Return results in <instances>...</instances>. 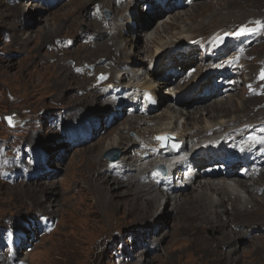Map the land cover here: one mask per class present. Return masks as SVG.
<instances>
[{
  "label": "rangeland",
  "instance_id": "374dc122",
  "mask_svg": "<svg viewBox=\"0 0 264 264\" xmlns=\"http://www.w3.org/2000/svg\"><path fill=\"white\" fill-rule=\"evenodd\" d=\"M70 1H65L67 4L64 2L56 7L49 8L37 2L39 6L31 0H0V163L4 161L9 163L11 167L16 168L19 158L23 155H25L24 161H27L29 142H32L34 146L41 144L46 146L47 153H43H46L47 156L57 148L56 146H59V141L57 140L62 136L56 129L49 128L50 126H47L46 123L50 117L49 112L54 115L59 111V113L65 114L70 109V118L72 112L77 113L78 110H81V119L89 110L108 108L112 102L113 93L110 92L111 89L104 91L109 92L106 94L107 97H105L108 103L103 105L96 103L92 107L86 106L83 108L84 104L80 103L81 101L77 97H87L83 93V91L86 92L83 87L88 90L94 85L95 81H103L104 70L108 69V71H111L113 78L116 71L114 64L117 66L116 59L120 58V56H125L127 52L122 54L120 51H115L119 47L113 41V37L108 38V35L97 31L95 34L98 36V40L85 44L82 39H88L90 34L86 36L83 33L88 30L90 20L94 19L92 18L93 15H89L88 12L90 10L93 12L96 8L91 9L90 7L88 11H84L81 10L82 0ZM144 1L142 0L137 6L135 5V8L141 13H145L142 9L145 8L142 5ZM197 2L200 4L197 7H186L180 10L188 14L194 13L197 15L196 18L187 22L188 24H180L179 27L176 25L173 27L169 26L168 31H179L184 28L185 33L192 34L189 37L193 40L202 35L210 36L225 27L236 31L243 24L257 27L251 22H264V0H197ZM206 4H208L209 10L203 13V6L206 7ZM127 6H125V10ZM68 8L72 11L65 17L63 12ZM102 8L107 9L108 7L103 6L100 8L99 6L97 12ZM110 10L112 11L113 9ZM172 12L174 11L165 12L158 17L154 15H144V18H142V15L140 17L139 24L135 27V32L130 34L134 37L138 46L135 50H132L131 47L127 50L129 52L127 59H129L130 64L133 61H139V67H144L148 64L151 58L141 54L145 60L142 61L141 58H138V51L143 50L147 46L145 45L147 34L154 32L163 19L167 20L170 15H175L179 10ZM113 14L112 22L119 23L117 17L115 18V12ZM54 15H57V17L60 15L56 23L53 19H50ZM66 18H70V21H64ZM200 22L205 23L198 29L196 27ZM113 23H110V25H113ZM56 24H61L62 27L58 36L53 37V42H50L52 39L49 40L44 35H40V38H38L42 28L49 29L50 26L53 28ZM190 27H192L191 30ZM93 30H90V32L94 34ZM55 31L52 30L51 32ZM140 35L144 36L143 39H140ZM166 35L165 33L163 34L164 37ZM127 36L129 35L123 37ZM27 37H30V41L26 40ZM68 37L75 40L76 44L74 46L59 52L52 50V46L57 45L54 42L55 40ZM104 41L106 42V45H104L108 48L104 50L98 49V44ZM188 41L186 39L183 44ZM183 44L178 47H182ZM119 45H122V43H119ZM150 48L152 49L153 47L151 46ZM113 51H115V56L111 54ZM130 56L133 61L130 60ZM112 57L113 60H107ZM177 57L185 64L187 60H190L186 59L184 61L181 56ZM239 58L250 60V66L241 67V71H248L254 80L257 78L256 88L252 92L255 91L257 95L261 94L262 98H264V80L260 79V74L264 71V30L259 42L253 45L249 51H244L243 54L239 55ZM79 65L85 69L87 75L92 79L86 78V75H76L79 70L75 68ZM92 65L94 66L93 72L90 69ZM190 65L193 64H189L188 67ZM108 66L109 68H106ZM136 66L138 65L136 64ZM184 66L180 65L178 67L184 68ZM136 69L138 70L139 68ZM139 71L138 76L141 77L139 79L136 78V83L143 82L145 78L143 69ZM130 80H125L126 82L124 83H129ZM107 83H111V81L107 80ZM175 83L176 85L178 84L177 81L172 84L169 83V85L161 89L159 97L161 103L151 117L160 115L169 106L177 110L189 111L195 115L198 111L197 108L202 106V102L192 96L186 100H172L176 94V92H173ZM83 94L86 96H83ZM93 95L94 93H91L92 97ZM231 95L233 97L228 98ZM229 96L213 98L205 102L206 104H212L211 110H217L215 112L218 113L215 116H210L209 110H207L208 112L205 111L203 116L199 112L197 114L199 124L203 126L206 118L209 121L212 120V123H218L223 119V121L227 122L224 125L229 126L228 122L230 120L236 123L245 122L259 114L264 115L263 109L255 112L256 108L262 104L261 99H250L246 97L245 92H239V90ZM92 97L89 99L91 100ZM215 99L224 100L210 103ZM75 105L76 107L79 106L78 110L74 107ZM62 109H66V111L63 112L61 111ZM9 116L13 117L14 126L10 125L8 120L5 119ZM143 118L139 115L133 118L137 120L136 125L132 123L133 126L138 128H149L151 126L150 128H155L154 121H148L147 118ZM150 118L148 117L149 120ZM197 118L189 119V124L195 126ZM202 118L205 119L202 121ZM131 119L132 117L129 116L117 121L111 126L112 128L109 127L110 130L105 127V129L101 128L109 123V114L107 117L101 116L98 119L100 122L97 127L95 121L84 122V126L89 124L93 127L91 130L92 138L86 144L78 147H71L70 144H67L68 149L72 150L68 152V155L65 153L66 148L63 151H53L49 161L52 167L51 174L49 173L51 175L50 178L42 177L39 181L35 180L25 184L19 182L11 184L0 180L1 222L4 223L6 218L16 221L21 220L20 217L27 219L31 215L36 216L41 212L57 218V228L51 234L40 237L36 241L37 243L34 242L36 244L35 247L32 245L33 250L24 251V259L29 264H121L122 257L115 258V250H120L121 242H123L125 243L124 251L127 254H131L133 258L127 264H225V258L231 260L232 264H264V251L259 256L255 254L251 256L249 254V249L253 246L264 245V194L259 193L258 197L260 199L257 202L242 206L243 210L248 208L254 211L244 217L234 214L235 212L230 202L226 206L227 212L230 214H219L216 218L204 217L203 226L200 225V227L192 230L191 226L190 228L187 226L186 231L184 226L183 230H179L176 233L175 228L181 226L183 221L181 218L177 219L175 217V200H172L169 205L160 204L157 209H154L151 212L153 214L159 209L160 214H157V218L156 215H150L149 213L145 214L146 217L144 218L139 214L137 215V212H127L125 205L118 207L119 205L116 202L124 198L114 197L106 204L97 202V198L93 199L95 193L89 188V184L93 179H103L107 175L111 184L117 185V183H120L122 185L113 192L118 194L121 191L135 188L133 185V187H127L126 183L134 182L133 180L137 179L142 170L141 167L145 168L149 165L147 161L141 159L138 162V166L135 167L134 165L124 174L127 175L128 180L122 181L109 171V160L104 158L103 154L111 149H117L120 151L122 159L127 154L133 156V151L123 150V147L100 150L102 144L100 139L104 137V140L107 141L110 137L115 136ZM73 120L70 119V121ZM183 120L179 123V129H183ZM6 126L16 129L10 131ZM19 127L28 129L24 131V128ZM102 130L104 132L102 133L103 135L100 134ZM129 130V127L123 130L125 136L137 140V136H132V131ZM97 131H99L98 134ZM136 134L141 136L137 132ZM100 135L103 137L100 138ZM15 140L18 142L16 146ZM138 147L135 146V150ZM92 154H94L93 157H91ZM54 155L56 157L52 159ZM62 155L67 157L61 159ZM63 160L65 161L63 162ZM100 160L102 162L95 168V164ZM141 161H144V163L140 164ZM101 167L102 169H100ZM84 168H87V171H90L92 175V177L89 175L86 181L83 180L84 176L80 173V170ZM101 173L102 175H100ZM216 178L210 177L211 180ZM201 180L203 181L204 179ZM235 181H237V178H233L229 182L233 183ZM257 182L259 185L264 186V175ZM44 186L50 187V189L47 192L43 191L42 187ZM29 188L35 190L40 188L42 191L39 192V195L19 192ZM196 191V189H189L179 192L178 195L182 196V198L192 197L191 194L197 193ZM239 193H241L243 200L248 198L249 194L245 193L243 189ZM46 197L48 202H44ZM167 198L168 196L165 195L160 200L165 201ZM91 201H93V204ZM51 202H53L52 204H57L51 206ZM187 206L186 208L189 211L191 204H187ZM218 210L220 211L221 208H218ZM202 211L203 209H201ZM107 213H111V215L107 216ZM232 216L239 219H233ZM23 219L21 221L25 223ZM207 219L212 222L219 219L221 223H225L224 231H216L210 222H206ZM235 221H240L239 223L247 221L251 223L250 226L258 229L254 234L251 233L252 229L248 230L249 232L247 233V229L250 226L246 227L242 224V226L239 225L241 226V229H239L236 227ZM186 222L189 223L190 221L186 218ZM29 226L31 227V225ZM130 232L135 236L134 243L138 242L139 246L132 247L134 243H130ZM170 232L175 233L173 237H171L172 233ZM259 233L261 235L256 236ZM245 234L248 237L255 235V240L249 242ZM140 236L142 242H139ZM143 236L145 237L143 238ZM218 237L219 239L215 241V238ZM123 238L128 239L124 242ZM231 238L235 239L233 244L230 242ZM235 246L238 249L236 254H231V257H228L229 250ZM240 248H244L242 252H239ZM0 264L6 263H3L0 259Z\"/></svg>",
  "mask_w": 264,
  "mask_h": 264
},
{
  "label": "bare ground",
  "instance_id": "6f19581e",
  "mask_svg": "<svg viewBox=\"0 0 264 264\" xmlns=\"http://www.w3.org/2000/svg\"><path fill=\"white\" fill-rule=\"evenodd\" d=\"M145 1L147 2L149 0H145ZM37 2H38L37 0L34 1V3H37ZM116 2L117 1H115V0H82L81 10L88 11L90 6L93 4L94 9L96 8V10L95 11L93 10V12L90 10L88 12L89 15H92V14L97 13V8L99 6H100V8L103 6H106V7L113 9L115 11V18L117 17V20L119 22L121 19L123 20L126 17L125 11L127 9L133 10L132 12L135 13L136 22H139L140 17L142 15H143L142 18H144V15H154L155 17H158L157 13H156V12H158V7L155 8L156 9L155 13L144 14V13H141L139 11L137 12L136 9L133 8V6H132L133 2H131V1L128 2V4H127L128 6L126 5L127 6L126 10H125V6H122V7L119 6L118 7L116 5ZM185 2H186V0L183 2L184 5H182L181 7L174 8V12H176L177 10H179V12H177L175 15H170L167 20L163 19L162 23L159 24V27L154 32L147 34V36H146L147 41L145 42V45H147V46L144 47L143 50L138 51V53H139L138 58H141L142 61H145L143 59L142 55H144V56L147 55L151 59L155 57V62L160 61V63L158 62L156 67L152 70L153 72H151L150 70L147 69V71H146L147 74L145 75L143 82L140 81V82L136 83L137 81H135V79H134L135 75H133V74L131 75L132 70H127L129 68L134 69L136 67H139V63H140L139 61H133L131 56L129 58H130V60L133 61L132 64H130L129 59H127L128 54H129V52L127 50L130 47L132 50H135L138 47L134 37L130 35V34H132V32H135L136 28L131 27V28H128L129 33L127 35H129V36L123 37L122 35H120L117 37L116 36L113 37V41H115L119 47L115 51H120L122 54H125L127 52L126 55L123 57H121V56H120V58L115 57V58H117L116 59V61H117L116 71L114 69L115 73L124 71V74L120 75L117 78L115 77L116 79L112 78V74L110 73L111 71H108L105 74V79H110V81L112 83H114V80H115L117 85L111 86L110 88H104L101 85L103 82L94 83V85L92 87L88 88V90H87V88L81 86V87H83V89H86V92L83 91V93H85L87 95V97H85V98L77 97L80 99V101H81L80 103L84 104L83 108H85L86 106L92 107V105H95L96 103H99L100 105H103L104 103H108V100H104V99H106L105 98V97H107L106 94L109 91H106V92H104V91L106 89L107 90L111 89L110 92L113 93V96L111 98L112 102H111L110 106L108 108H105L106 110H104L103 112L116 110L115 114H122V119H125L126 117H129V116L132 117V119L125 124L123 129L118 131L115 136L110 137L107 141L104 140L103 136H102L103 138L101 137V135H103L102 133H104V132L100 133L101 134L100 138H102V139H100V141L102 142V144L100 146L101 151L108 150L110 148H115V147H118V148L123 147V150L130 151V152H131V150H135V146H139V142L137 140L130 138L129 136H125L123 130L126 129L127 127H129L131 131H135L141 135L140 143H141L142 149L143 148L149 149L150 156L152 158H154L155 156H157V154L154 153L153 151L157 150V145H158V142L153 139L156 135H166V134H172L174 132H177V136H179L181 139H186V138L188 139L189 137L202 135L203 133H206V132H210L211 134H216L218 132L222 133V132L228 131V130L237 126V123L233 122L231 120L228 122L229 126H225L227 124V122L223 121V119L221 121H219L218 123H212V120L209 121V120H207V118H206V120H204L205 123L203 126L199 124V120L197 118V116H198L197 114L199 112H201V115H203V116H204V112L207 110H209L210 116H215L218 113V112L217 113L215 112L217 110H213V111L211 110L212 104H206L205 102L209 101V99L212 100L213 98H218L219 96H224L223 92L219 93L220 89L218 86L220 83H224V81L217 82L218 78L220 77V76H218L219 73L216 74V71L211 70V69H207L206 71H204L203 70L204 66L202 63L198 64L196 66L197 70H196L193 78L189 79L188 82H185L183 84L181 83L177 86H176V83L173 85V86H175L173 88V92L178 93V94H176V96H174L172 98V100H174V101H178L180 98H183V94H185L187 92H192V94L194 95V98H203L202 96H199V95H201L203 92L209 91L210 88H207V85L208 86L212 85V87L210 89L211 92L216 90L214 93H211L209 95L204 96V98H203L204 100L200 101V102H202L201 103L202 106L197 108L198 111L195 115L190 113L189 111L177 110V109H174L173 107L169 106L166 109H164V111L160 115H155V116L151 117L150 120L148 119V117L145 116V112L149 108H154V106L149 105V98L152 99V101L154 103L158 102V97L161 94V89H163L167 85H169L170 80H173L174 77H177L176 81H178V79L179 80L182 79L181 77H182V70L183 69L179 73L174 74V72H172V75L171 74L166 75L165 73L161 74L160 73L161 70H163V69L173 70V68H178V66H180V65H185L184 70L187 71V69H189L188 65L194 63V61L193 62H187L186 64L182 63L180 61V59H178V57H177V56H181V58L183 59V57L185 56L184 51L180 50L182 47L179 48L178 46L183 44V42L186 39L191 40L189 36L192 34L185 33L184 28H181V27H180L181 29L179 31H168L169 26L173 27L176 25L177 27H179L180 24H183V23L188 24L187 22L192 21L193 19L196 18L197 15L194 13L188 14V13H184V12L180 11L181 9H185V7L189 6V4L185 5ZM196 2H197V0L193 3V5H192L193 7H197L200 5L198 2L197 3ZM208 4H206V7L203 6V10H202L203 13H205L206 11L209 10ZM20 5H21V3H20ZM192 6H190V7H192ZM115 8H116V10H115ZM171 10H167V9L163 8L162 14H164L166 11H171ZM71 11L72 10L70 8L66 9V11L63 12V16L67 17V15ZM143 11H144V9H143ZM174 12H172V13H174ZM161 15H159V16H161ZM59 17H60V15H58V17H57V15H54L50 19H53L54 22L56 23L57 19ZM67 20L70 21V18L69 19L66 18L64 21H67ZM149 22H151V21L149 20ZM103 23H104L103 20L99 21L98 19H95V18L90 20V23L88 24V26H89L88 30L89 31L86 30V32H87V33H85L86 36L88 34L91 35L92 33H90V30H93V29H94L93 30L94 33H96V31H97L98 33H101V34L104 33V34L108 35V29H106L102 26ZM204 23L205 22H200L196 28L200 29L201 25H204ZM51 26H52V24H51ZM51 26L49 29L42 28L41 33H39V35H38V38H40V35H44L45 38H47L49 40L52 39V40H50V42L51 41L53 42V40H54L53 37L58 36L59 32H61L60 28L62 26H61V24H59V25L56 24V26H54L53 28ZM113 26L118 27L119 23H113V25H110L109 29L113 28ZM191 29H192V27H190V30ZM50 30L51 31L56 30V31L51 32ZM164 33L167 34L165 37L163 36ZM135 34H137V33H135ZM262 34H263V30L255 33V35L251 38V40L261 39ZM143 37H144L143 35H140V39H143ZM26 40L30 41V37H27ZM119 43H122V45H119ZM104 44L106 45L105 41L103 43H99L98 45L100 47L98 46L97 48L100 50H104L106 48V46ZM175 45H176V47H175ZM151 46L153 47L152 49L150 48ZM245 46H246V43H244V44L230 43L228 45V47H230L231 49H233L237 52L236 57L238 59H240L239 55L243 54L244 51H246ZM178 48H179V50H177ZM115 51H113L111 53L113 56H115V53H114ZM186 56H187V54H186ZM107 60H113V57L108 58ZM136 64L138 66H136ZM147 66L139 67V69L147 68ZM159 66L161 67L160 69H158ZM213 67H215V66H213ZM227 67L229 68L230 73H232V70H234V72H233L234 76H240L242 73L241 67L235 66L234 64L228 65ZM205 69H206V67H205ZM78 70L81 71V68H78ZM177 70H179V69H177ZM79 71H78V73H79ZM84 75L85 74H82L80 76H84ZM214 75H217L215 80L212 79L214 77ZM130 77H131V80L129 81V83L127 82L126 84H124V87L128 89V90H125L123 88L122 84L124 82H126L128 79H130ZM195 79H197L199 81V83L205 87L204 90L202 87L199 90V89H195L196 86H193V87L190 86V83ZM133 86H138L137 88L134 89L135 90L134 91L135 96L131 94V91H133ZM92 90H94V91H92ZM91 93H94L93 97L91 96ZM85 94H83V96H86ZM230 94L231 93H229L228 96ZM90 97H92L91 100L89 99ZM230 97L232 98L233 96L231 95L228 98H230ZM220 98H222V97H220ZM142 99L146 100L145 103H140V101ZM222 100H224V99H222ZM222 100L215 99L210 103H214V102H218V101H222ZM126 105H135V107H133L132 110H127V109L123 110V108ZM74 107H76V105ZM78 108H79V106L76 107L77 110H78ZM80 111L81 110H78L77 113L72 112L69 120L70 119L73 120L74 118L79 119L80 118ZM94 111H97V110H89L88 113L85 114V116H89V114H91ZM140 114H143L145 117L143 118V116H141ZM61 115H64V114L59 113V115H57V117H59ZM138 115L143 119L147 118L148 121H154L155 125H156L155 128L154 127L150 128L151 126L149 128H142V127L138 128L136 126H133V124H135V125L137 124V120H134L133 118H136ZM191 118H197V122L195 124L196 127L191 126V124H189L188 120ZM182 119H184L183 120L184 121L183 127H182L183 129H179L178 126H179V123L181 122ZM203 119H205V118H202V121H203ZM119 120H121V118H118L117 121H119ZM115 122H116V120H115ZM224 123H226V124L224 125ZM245 123H247V122H245ZM188 125H190L191 127ZM104 127L105 126H102L101 128L103 129ZM109 130H110V128H109ZM253 134H254L253 128L242 127L240 129H236L235 131H232L231 136L227 137V140L230 142H233L234 144H237L240 142L239 141L240 139L241 140H252ZM62 138L63 137L59 138L57 141H60ZM63 145H65V142L63 143ZM258 149H259L258 152L252 153L253 157H254V164L258 165L259 167H262L264 165V157L262 156V152H264V144L261 143L259 145ZM69 151L71 152L72 150L68 149V147H67L65 153H67V155H68ZM240 151H242V147L237 146L236 152H240ZM93 155L94 154H92L91 157H93ZM141 155H142V151L139 152L138 154H136L135 156L127 154V156L122 158V159L120 157V159H121L120 162L124 164L122 167L124 174L129 169H131L134 165H135V167L139 165L138 162L142 159V158H140ZM101 156H102V154H101ZM120 156H122V155H120ZM66 157H67L66 155L65 156L62 155L61 159H64ZM103 157H104V154H103ZM52 159H55V155H54V158H52ZM64 161L65 160H63V162ZM101 162H102L101 160L99 162H97L95 164V168H97ZM206 162H207V160H204L203 158L197 159L194 161L196 166L200 167L201 169H203L205 167V164H203V163H206ZM218 163L219 162H216L215 164H218ZM100 169H102V167ZM141 169L142 170L140 171L139 174H141L142 172L145 171L144 167L143 168L141 167ZM80 173L84 176L83 180H85V181L89 178V175L92 177L90 171H87V168L80 170ZM47 175L48 174L38 176L37 181L41 180L42 177H46ZM100 175H102V173ZM100 175H98V176H100ZM201 178H205V179L202 181ZM257 178H258V173L255 171H251L250 173H247L245 175V179H243V180L239 179V180L235 181L234 183H232L229 181L233 180V179L231 177H228L227 174L211 180L209 177H206L202 172H200L198 175H196V180L191 185L180 188V189L172 190V191H167L168 190L167 188L162 189L160 187L158 188L155 185H153V184H156V185L162 184L164 181L163 178H154L151 176L150 180H149V183H151V184H143L142 182H140V180H138V177H137L136 180H133L134 182L130 181L129 183H126L127 187H130L133 185V186H135V188L129 189L128 191H121L118 194H114L113 192H115V190L118 187H121L122 185L120 183H117V185L111 184V181H109L110 180L109 177H107V175H105V178H103V179H96V178L93 179L91 181V183L89 184V188L95 193V196L93 195V199L97 198V202H99L101 204H106L107 202L109 203V201H111V199L114 197L115 198L116 197L124 198V199L116 202V204L119 205L118 207L125 205L127 212H132V213L137 212L136 213L137 215L139 214L144 218L146 217L145 214L146 215L148 213L150 215L153 214L151 212L154 209H157L160 204H162V205L168 204L169 205V204H171L172 200H175V202H176V206L174 205L175 210H176V214H175L176 216L175 217L177 219L181 218V220L183 221L181 226L175 228V233H176L179 230H183L184 226H185V231H186L187 226L189 228L191 226L192 227L191 230L195 229L197 227H200V225L203 226L202 224L204 222V217L208 216L210 218H214V217L216 218V216H218L219 214H225V215L230 214L229 212H227V208H226L227 204H229L230 202L232 205V209H234V212H235L234 214H236L239 217H244L245 215L254 212L253 210H249L248 208H245L243 210L242 206L244 207V205H249L252 202L253 203L257 202L260 199V197H258L259 193L264 194V186L260 185L261 188H259V189L253 187V184L259 185L257 182V181H259V179H257ZM42 188H43V191H46V192H47V190L50 189V187H47V186H44ZM240 188L245 189V193L247 192L249 194L247 199H245V200L242 199V197L240 195L241 193H239V191H241ZM189 189H191V190L196 189L197 193H192L191 194L192 197H184V198H182V196L178 195L179 192H183V191L189 190ZM91 190H90V192H91ZM40 191H42V189H40V188H38L37 190L29 188V189H25L24 191L20 190L19 192H26V193H30L33 195H39ZM153 193H155V194H153ZM254 193H255V195H254ZM163 194L168 196V198L165 201L160 200V198L165 197V195H163ZM129 196H131V197H129ZM45 201L48 202L47 197L44 200V202ZM52 203L53 202L50 203L51 206L57 204V203H54V204H52ZM91 203L93 204V201H91ZM187 204H191V208L189 211L186 208ZM100 206H99V208H100ZM218 208H221V210L219 211ZM201 209H203L202 212H201ZM158 213H159V209L153 215H156V218H157ZM202 214H204L205 216ZM108 215H111V213H107V216ZM21 218L22 217H20V219ZM186 218L190 221L189 223L186 222ZM232 218L235 219L236 217L232 216ZM237 219H239V218H236V220ZM206 222H210L211 226L214 227V229H216V231H219V230L224 231V228L226 227V224L221 223L219 219L215 220L214 222H212L210 219H207ZM239 222L238 221L234 222L237 224L236 227L239 229H241L242 224L246 227L250 226V224H251L247 221H242V223H239ZM17 223L22 224V222L20 220H18ZM239 225H241V226H239ZM260 227H262V226H260ZM250 229H252L251 233L254 234V232L257 231L258 228L250 226L249 229H247V233L249 232L248 230H250ZM170 233H172L171 237H173L175 234V233L173 234V232H170ZM142 235H143V233H142ZM144 235H145V233H144ZM239 235H240V233H239ZM245 235H247V234H245ZM259 235H261V234L259 233L256 236H259ZM250 236L248 237V235H247V237H248L247 240L249 242L250 241L252 242L253 240H255L254 239L255 235H253V236L250 235ZM144 237L145 236H143V238ZM141 239L142 238L140 236L139 242H142ZM218 239H219V237L215 238V241ZM230 242L233 244L235 242V239L231 238ZM243 249L244 248H240L239 252H242ZM237 250H238L237 246H235L231 250H229L228 257H231V254H236ZM262 251H264V245H256V246H253L252 248L249 249V254L251 256L254 254L259 256V254ZM225 260L227 261V262L225 261V264H232V261L229 260L228 258H225ZM222 262H223V260H222ZM234 264H238V263H234Z\"/></svg>",
  "mask_w": 264,
  "mask_h": 264
},
{
  "label": "snow or ice",
  "instance_id": "6c2138e0",
  "mask_svg": "<svg viewBox=\"0 0 264 264\" xmlns=\"http://www.w3.org/2000/svg\"><path fill=\"white\" fill-rule=\"evenodd\" d=\"M251 23H254L255 25H257V27H250L249 24H243V25L239 26L236 31L231 32V33H225L224 37H218V42L220 44H223L225 37H237V38H239V37H244L247 35L255 34L257 32L264 30V22L254 21ZM260 79L264 80V71L261 72ZM5 119L8 120L10 125L14 126L13 117L9 116V117H6ZM156 139L166 142L168 138L167 137H157ZM260 143L264 144V139H262L260 141ZM173 147H176V146L173 145ZM156 175H159V172H157Z\"/></svg>",
  "mask_w": 264,
  "mask_h": 264
},
{
  "label": "water",
  "instance_id": "95a60500",
  "mask_svg": "<svg viewBox=\"0 0 264 264\" xmlns=\"http://www.w3.org/2000/svg\"><path fill=\"white\" fill-rule=\"evenodd\" d=\"M120 155H121V153L119 150L111 149L104 154V158H107L111 161H117V160H119Z\"/></svg>",
  "mask_w": 264,
  "mask_h": 264
}]
</instances>
